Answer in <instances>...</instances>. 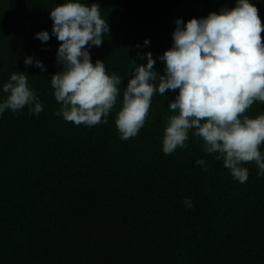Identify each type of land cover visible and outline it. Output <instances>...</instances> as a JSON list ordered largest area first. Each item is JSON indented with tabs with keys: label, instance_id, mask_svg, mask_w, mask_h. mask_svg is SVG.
I'll use <instances>...</instances> for the list:
<instances>
[{
	"label": "trees",
	"instance_id": "16d2710c",
	"mask_svg": "<svg viewBox=\"0 0 264 264\" xmlns=\"http://www.w3.org/2000/svg\"><path fill=\"white\" fill-rule=\"evenodd\" d=\"M59 0H0V83L25 70L42 109L0 112V264H264V174L253 160L245 181L189 130L184 146L165 154L162 130L175 90L153 93L134 136L107 119L92 125L58 113L49 75L59 41L49 8ZM109 32L91 59L122 76L141 56L171 44L174 18L205 15L234 0H97ZM264 25V0H253ZM46 28L48 40L34 33ZM264 42V27L261 29ZM148 37V44H143ZM33 54L44 65L23 63ZM162 65L155 60L154 67ZM5 93L0 91V97ZM264 102L245 110L254 116ZM264 152V143L259 146ZM203 157L206 171L194 160ZM191 197L185 207L183 198Z\"/></svg>",
	"mask_w": 264,
	"mask_h": 264
},
{
	"label": "clouds",
	"instance_id": "9594fccd",
	"mask_svg": "<svg viewBox=\"0 0 264 264\" xmlns=\"http://www.w3.org/2000/svg\"><path fill=\"white\" fill-rule=\"evenodd\" d=\"M51 34L59 41L55 56L59 64L49 83L59 102L58 113L73 123L92 125L107 119L121 94L114 123L122 139L137 134L148 114L153 93L175 90L168 99L171 114L165 117L162 151L167 154L184 146L189 130L203 140V151L215 152L233 178L243 182L248 175L242 163L253 160L256 175L264 174V111L254 116L245 110L252 102H264V42L253 0H234L207 14L174 18L171 44L156 57L151 50L140 53L141 62L131 68L126 84L122 76L105 68V60L91 59L89 48L99 46L109 32L107 19L100 14L97 0H59L49 8ZM34 35L48 40L46 28ZM144 37L143 44H148ZM162 65L154 67V61ZM25 65H44L33 54H24ZM25 70L12 71L0 83V112L27 105L36 114L42 102L28 83ZM206 171L203 157L194 160ZM185 207L191 197H184Z\"/></svg>",
	"mask_w": 264,
	"mask_h": 264
}]
</instances>
